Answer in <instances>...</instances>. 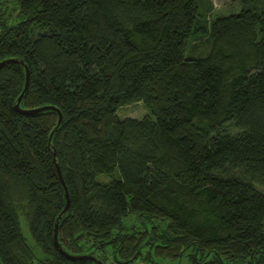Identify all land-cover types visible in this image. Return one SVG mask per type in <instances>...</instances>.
Returning <instances> with one entry per match:
<instances>
[{
  "label": "trees",
  "instance_id": "16d2710c",
  "mask_svg": "<svg viewBox=\"0 0 264 264\" xmlns=\"http://www.w3.org/2000/svg\"><path fill=\"white\" fill-rule=\"evenodd\" d=\"M240 1L0 0V264H264V0ZM25 67L18 106L58 123L14 107Z\"/></svg>",
  "mask_w": 264,
  "mask_h": 264
},
{
  "label": "rangeland",
  "instance_id": "374dc122",
  "mask_svg": "<svg viewBox=\"0 0 264 264\" xmlns=\"http://www.w3.org/2000/svg\"><path fill=\"white\" fill-rule=\"evenodd\" d=\"M211 4H212V10L209 13V16L211 15H216V14H228L229 12H235L237 10H239L240 6H241V1L240 0H210ZM207 46L205 43H203L201 41V45H199V47H197L196 49L191 50L192 54H203L206 50ZM190 51V52H191ZM147 113V108L143 105V103H141V101H136L127 105H122L120 107H118L116 109V114L119 117H125V116H132V117H140L143 114ZM98 179H106V175L104 174H98L97 175ZM127 222H130L131 219L126 218ZM20 225L22 228V231L24 233V235L28 238V240L30 241V243H33V241L31 240L27 227H26V223L23 219V217H20ZM33 246V244H31ZM107 247L105 248V255L107 256L106 259V263L107 264H124L121 262H117L111 255L110 253V248L108 245H106ZM36 252V255L38 257H41V253L34 249ZM189 250H186V252ZM143 254V253H142ZM141 254L140 258L136 261H134L132 264H144L143 258L144 256ZM145 262L147 264H152L156 263V264H176L177 260H169V259H162L158 256H151V259H147L145 260ZM179 264H186V258L185 256H182L181 259L178 260ZM35 264V263H34Z\"/></svg>",
  "mask_w": 264,
  "mask_h": 264
},
{
  "label": "water",
  "instance_id": "95a60500",
  "mask_svg": "<svg viewBox=\"0 0 264 264\" xmlns=\"http://www.w3.org/2000/svg\"><path fill=\"white\" fill-rule=\"evenodd\" d=\"M27 82H28V70L27 68L25 67L24 68V83H23V87H22V90L20 91V93L18 94V96L16 97V101L14 103V107L21 111V112H33V111H36V110H40V109H44V108H55L57 113H58V117H57V123L60 121V118H61V115H60V112L59 110L52 106V105H41V106H38V107H33V108H27V109H24V108H20L18 106V102L21 98V95H22V92L24 91V89L26 88L27 86ZM55 167H56V172H57V175H58V178L59 180L61 181L62 185H63V188H64V196H65V204H64V207L62 209V211H65L68 207V193H67V189H66V186L64 185V182L62 180V176H61V173H60V170H59V167L57 165V163H55ZM52 239H53V243L55 245V247L61 252V253H64L65 255H67L68 257H82V256H88V255H70V254H67L66 252H64V250L60 247V245L58 244V241L56 239V222L54 223V226H53V233H52ZM102 264V263H100Z\"/></svg>",
  "mask_w": 264,
  "mask_h": 264
}]
</instances>
